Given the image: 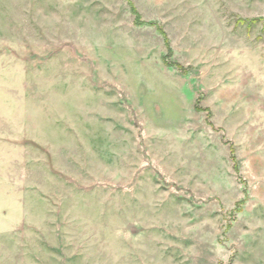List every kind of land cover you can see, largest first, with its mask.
<instances>
[{"label": "rangeland", "instance_id": "1", "mask_svg": "<svg viewBox=\"0 0 264 264\" xmlns=\"http://www.w3.org/2000/svg\"><path fill=\"white\" fill-rule=\"evenodd\" d=\"M0 264H264V0H0Z\"/></svg>", "mask_w": 264, "mask_h": 264}]
</instances>
